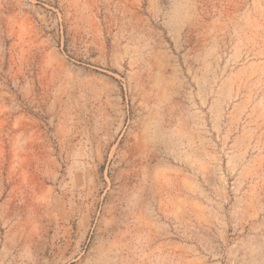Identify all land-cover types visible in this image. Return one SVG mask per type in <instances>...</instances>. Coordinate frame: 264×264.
Wrapping results in <instances>:
<instances>
[{
    "label": "rangeland",
    "instance_id": "rangeland-1",
    "mask_svg": "<svg viewBox=\"0 0 264 264\" xmlns=\"http://www.w3.org/2000/svg\"><path fill=\"white\" fill-rule=\"evenodd\" d=\"M0 264H264V0H0Z\"/></svg>",
    "mask_w": 264,
    "mask_h": 264
}]
</instances>
